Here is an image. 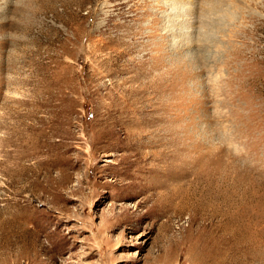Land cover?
<instances>
[{
    "label": "rangeland",
    "instance_id": "1",
    "mask_svg": "<svg viewBox=\"0 0 264 264\" xmlns=\"http://www.w3.org/2000/svg\"><path fill=\"white\" fill-rule=\"evenodd\" d=\"M0 264H264V0H0Z\"/></svg>",
    "mask_w": 264,
    "mask_h": 264
}]
</instances>
